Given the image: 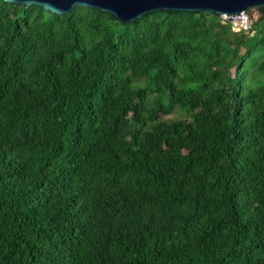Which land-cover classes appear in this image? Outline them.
<instances>
[{
  "label": "trees",
  "instance_id": "1",
  "mask_svg": "<svg viewBox=\"0 0 264 264\" xmlns=\"http://www.w3.org/2000/svg\"><path fill=\"white\" fill-rule=\"evenodd\" d=\"M0 264H264V16L0 0Z\"/></svg>",
  "mask_w": 264,
  "mask_h": 264
},
{
  "label": "water",
  "instance_id": "2",
  "mask_svg": "<svg viewBox=\"0 0 264 264\" xmlns=\"http://www.w3.org/2000/svg\"><path fill=\"white\" fill-rule=\"evenodd\" d=\"M25 6L39 5L53 14H68L75 6L109 13L115 20L130 23L142 15L158 11H208L229 19L245 14L252 20L264 16V0H4Z\"/></svg>",
  "mask_w": 264,
  "mask_h": 264
},
{
  "label": "built area",
  "instance_id": "3",
  "mask_svg": "<svg viewBox=\"0 0 264 264\" xmlns=\"http://www.w3.org/2000/svg\"><path fill=\"white\" fill-rule=\"evenodd\" d=\"M221 18L225 21V20H228L232 23V28L233 30L235 31H238V30H245L247 31L252 22L250 20V18L248 16H246L245 14H241V17H234L232 19H229V17L225 16V15H222Z\"/></svg>",
  "mask_w": 264,
  "mask_h": 264
},
{
  "label": "rangeland",
  "instance_id": "4",
  "mask_svg": "<svg viewBox=\"0 0 264 264\" xmlns=\"http://www.w3.org/2000/svg\"><path fill=\"white\" fill-rule=\"evenodd\" d=\"M260 19V18H259ZM251 20V22L253 23V22H255V21H257V20H252V19H250ZM180 114L178 113V112H176V113H174V114H172V115H169V116H167L166 118H180Z\"/></svg>",
  "mask_w": 264,
  "mask_h": 264
},
{
  "label": "flooded vegetation",
  "instance_id": "5",
  "mask_svg": "<svg viewBox=\"0 0 264 264\" xmlns=\"http://www.w3.org/2000/svg\"><path fill=\"white\" fill-rule=\"evenodd\" d=\"M261 10V9H260Z\"/></svg>",
  "mask_w": 264,
  "mask_h": 264
}]
</instances>
